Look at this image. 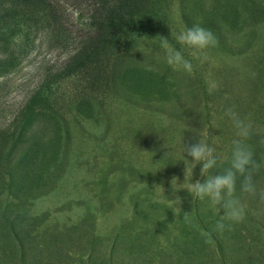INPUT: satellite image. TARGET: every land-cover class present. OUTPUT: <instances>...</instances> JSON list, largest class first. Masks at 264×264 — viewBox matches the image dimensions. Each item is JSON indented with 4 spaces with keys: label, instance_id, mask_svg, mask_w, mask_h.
<instances>
[{
    "label": "rangeland",
    "instance_id": "1",
    "mask_svg": "<svg viewBox=\"0 0 264 264\" xmlns=\"http://www.w3.org/2000/svg\"><path fill=\"white\" fill-rule=\"evenodd\" d=\"M197 23L218 45L194 57L174 34ZM228 108L261 167L255 197L237 176L245 219L219 233L171 181L205 179L185 180L198 140L210 175L229 167ZM262 141L264 0H0V264H264Z\"/></svg>",
    "mask_w": 264,
    "mask_h": 264
},
{
    "label": "clouds",
    "instance_id": "2",
    "mask_svg": "<svg viewBox=\"0 0 264 264\" xmlns=\"http://www.w3.org/2000/svg\"><path fill=\"white\" fill-rule=\"evenodd\" d=\"M158 37L160 47L165 53L166 63L173 70L184 71L190 74L193 71L191 60L187 59L181 50L174 47L168 38L163 36ZM174 38L181 46L193 50L191 54L194 57L218 45V39L215 34L199 23L174 34ZM203 58L206 59L207 56L204 55ZM225 115L231 119L236 136L232 141L229 167L225 168L222 172L210 175V171L218 166L219 157L216 154V148L203 140H198L196 143L184 145V153L192 158L191 162L185 160V180L189 172H191V175L193 174V169L198 164L201 165L200 175L201 177H205V179L203 182L200 180L191 182L187 187H184L185 183L178 187L175 177L171 181L174 193L180 189H186L193 198H198L201 201L207 199L209 201L210 205L220 213L219 220L216 222L214 229L219 233H223L232 224L241 223L245 219V208L240 198L236 195L237 176L243 177L240 188L241 192L255 197L257 195V186L253 181V175L261 167L254 160L253 151L246 143L252 134V123L246 119H242L232 108H228ZM259 198L261 202H264V190L259 192ZM174 201L178 206L181 203V198L177 196Z\"/></svg>",
    "mask_w": 264,
    "mask_h": 264
}]
</instances>
